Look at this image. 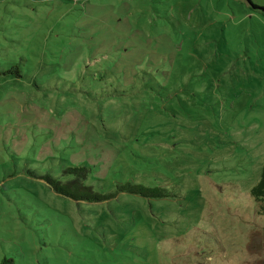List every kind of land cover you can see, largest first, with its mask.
<instances>
[{
	"label": "rangeland",
	"instance_id": "obj_1",
	"mask_svg": "<svg viewBox=\"0 0 264 264\" xmlns=\"http://www.w3.org/2000/svg\"><path fill=\"white\" fill-rule=\"evenodd\" d=\"M0 0V260L264 264V0ZM18 67L20 77L3 74ZM84 166L115 196L30 175ZM162 187L151 198L117 188ZM260 239V240H259Z\"/></svg>",
	"mask_w": 264,
	"mask_h": 264
},
{
	"label": "trees",
	"instance_id": "obj_2",
	"mask_svg": "<svg viewBox=\"0 0 264 264\" xmlns=\"http://www.w3.org/2000/svg\"><path fill=\"white\" fill-rule=\"evenodd\" d=\"M253 8L258 6L247 0ZM3 74H15L20 77L19 68L13 67L4 71ZM30 175L43 180L47 186L56 194L62 195L73 200H83L88 202H97L110 199L115 196V193H99L93 189L91 185L85 184V180L88 177V169L84 166H67L62 169L61 176L65 180H61L59 177H55L49 173L36 174L33 171H29ZM118 192H129L138 194L144 197L160 198L169 195L167 190L162 187H148L142 184H135L128 182L124 185H120L117 188ZM250 194L253 199L259 204L261 211L264 212V164L260 173L259 180L250 188ZM264 231V230H263ZM264 237V233H263ZM260 240V239H259ZM254 241L248 243V248H258L259 246L264 248V240L260 242V245H255ZM11 259L3 258L0 260V264H11Z\"/></svg>",
	"mask_w": 264,
	"mask_h": 264
}]
</instances>
